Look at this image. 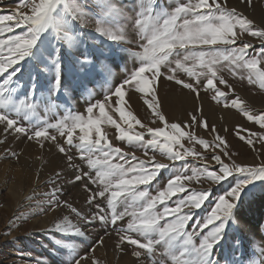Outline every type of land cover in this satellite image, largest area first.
<instances>
[{"label": "snow or ice", "instance_id": "snow-or-ice-1", "mask_svg": "<svg viewBox=\"0 0 264 264\" xmlns=\"http://www.w3.org/2000/svg\"><path fill=\"white\" fill-rule=\"evenodd\" d=\"M90 2L95 5L105 0ZM106 2L110 5L111 12L120 10L114 0ZM157 3L158 0H148L136 16L130 18V29L127 25L113 29L102 20H92L88 16L87 2L82 0H20L21 7L11 15H0V106L6 103L5 93L17 72L15 66L31 55V50L41 34L53 28L57 33H62L66 40L73 39L71 32L54 15L61 6L83 27H91L110 40L130 46L138 37L139 48L142 50L136 51L141 61L138 70H134L118 86L111 89L102 100L91 101L86 108V117L78 113L56 123L30 124V127H25L8 111L0 110V125H3L5 137L15 134L17 139L35 141L41 149L45 147V141H51V146L68 161L67 165L58 164L57 167L73 169L67 173L70 179L62 180L64 174L59 171L55 172L54 178H50L52 187L45 194V200L37 204V214L62 208L85 227L97 222L102 227L111 225L118 235L117 247L124 251L130 250L131 256L137 261L142 255H147L152 258V264H217L214 248L224 238V229L234 218L244 189L256 180H264V162L250 165L233 159L236 154L231 152L215 125L209 127L199 107L188 113L186 121L169 123L159 109L153 86L162 75L161 67H166L167 80L175 81L197 98L200 96L201 87L212 90L213 101L238 109L248 121L258 123L264 129V113L254 115L239 96L233 95L229 100L228 94L214 84L215 80H219L220 84L234 94L232 84L222 76H217V66L224 63L233 75L243 70L239 79H247L248 84H258L260 89H264V68L260 66L264 64V51L258 56L250 55L248 50L253 48V44L248 40H242L236 46L238 37L244 34L264 46V22L256 24L236 8H230L228 0H181L174 7L161 10L159 14L155 7ZM247 4L250 6L252 0H247ZM23 9H30V13ZM108 14L110 13H105ZM14 29L21 31L17 34ZM5 32L10 34L7 39L3 38ZM129 32L135 33L132 39L129 38ZM197 68L199 71H196ZM180 70L194 78V82L179 79L176 74ZM146 73H151V78ZM201 77L206 80V84L202 83ZM126 86H131L142 94L152 93V98L146 99L145 103L153 112V123L159 121L163 127H151L142 123L131 111H125ZM113 97L119 101L120 106L116 111L123 125L127 127H123L106 111ZM23 107L24 102H21V108ZM94 109L99 110L98 116H94ZM104 124L118 130V139L121 141L143 149L146 156L151 150L159 153L168 162H162L155 155L147 160L139 159L134 153L115 147L102 127ZM135 125H139L143 131H134ZM196 125L209 130L214 139L209 141L198 137L194 131L184 130ZM49 129H55L61 137L66 136V141L58 142L57 136L51 135ZM77 130L80 135L74 139ZM236 135L249 146H254L253 138L264 144V131L252 132L237 125ZM184 140L193 146L185 148ZM3 142L0 140V143ZM196 144L211 150V160L218 168L209 170L208 163H204L201 168L181 167L169 178L166 188L162 190L157 187V194L153 195L148 186L157 180L161 170L174 168L176 161H186L189 156L206 160L202 153L196 151ZM73 147L78 150L79 158L86 164V168L73 163V155L69 154ZM7 154L13 158L18 156L15 151ZM222 156L229 162H225ZM237 174L243 179L225 195L217 198L209 210V215L196 219L197 210L202 208L212 194V185H218ZM201 178L208 182L207 188H193L188 195L172 201L171 205L166 202L177 193L187 190L182 181L200 182ZM63 184H79L86 193L85 202L93 210L85 214L68 200L61 199ZM158 205H162V209L158 210ZM126 216L130 217L126 227H117V222L124 220ZM190 221L192 228L189 231L187 226ZM70 230L78 236L86 235L82 227L73 224L67 215L54 222L47 231L68 233ZM98 242L103 243L102 240ZM157 255L158 259L155 258ZM82 262L100 264L94 256L79 253L72 255V264Z\"/></svg>", "mask_w": 264, "mask_h": 264}, {"label": "rangeland", "instance_id": "rangeland-1", "mask_svg": "<svg viewBox=\"0 0 264 264\" xmlns=\"http://www.w3.org/2000/svg\"><path fill=\"white\" fill-rule=\"evenodd\" d=\"M82 2H87L88 16L92 20H102L113 29L125 25L130 29V18H134L148 0H114L120 9L117 12H111L106 0L95 5L90 0H82ZM180 2L181 0H158L155 6L156 12L159 14L161 10L170 9ZM228 6L236 8L256 24L264 22V0H252L250 6L247 0L243 3L241 0H228ZM20 7V0H0V15H11ZM23 10L30 13V9ZM105 13L110 14L105 15ZM54 15L61 20L62 26L71 32L73 39L66 40L62 33H57L53 28L41 34L31 50V55L15 66L17 72L5 93L6 103L0 106V110L8 111L25 127H30V124L56 123L78 113L86 117V108L91 101L102 100L111 89L141 66L140 57L136 54V51H142L139 48L138 37L132 45L127 46L102 36L91 27H83L78 20L72 18L70 13L64 11L63 6L59 7ZM20 31L14 29L17 34ZM9 35L5 32L3 38L7 39ZM134 36L135 33L129 32L130 39ZM242 40L252 42L253 48L248 50L250 55L258 56L264 51L262 48L264 46L247 34L238 37L236 46H239ZM260 66L264 68V64ZM217 67L219 69L217 76H222L232 84L234 94L220 84L219 80H215L214 84L228 94L229 100L233 95L239 96L254 115L264 113V89H260L258 84H248L247 79H239V74L243 70L233 75L224 63ZM196 71H199V68ZM161 73L153 88L159 109L165 114L169 123L186 121L188 113L199 107L209 127L215 125L231 152L236 154L233 159L238 163L250 165L264 162V144L253 138L254 146H249L236 135L237 125L252 132L264 131L258 123L248 121L238 109L225 107L223 102L213 101L212 90L201 87L200 96L197 98L194 93L176 84L175 81L167 80L166 67H161ZM243 74L246 75V72ZM145 75L151 78V73ZM176 75L179 79L194 82V78L187 76L183 70ZM201 79L202 83L206 84V80L203 77ZM57 81H59L58 86ZM151 98V92L142 94L135 88L126 86L125 111H131L142 123L151 127H163L159 121L153 123V112L145 103L146 99ZM21 102H24L23 108ZM119 106L118 99L113 97L106 111L123 127H127L123 125L116 111ZM98 115L99 110L94 109V116ZM102 127L108 133L113 145L120 147L122 151L134 153L139 159L147 160L155 155L162 162H168L159 153L149 150L146 156L143 149L121 141L118 139V130L110 125L104 124ZM184 130L194 131L198 137L209 141L214 139V135L200 125ZM134 131H143V129L135 125ZM49 133L56 135L58 142L66 141V136L61 137L55 129H49ZM79 135L77 130L74 139ZM0 140L4 141L0 143V264H72V255L76 253L94 256L100 264H152V258L147 255H142L137 261L131 256L130 250L124 251L118 248V235L111 225L102 227L97 222L85 227L81 221L62 208L46 214H37V204L45 200V194L52 187L49 183L50 178H54L55 172L59 171L64 174L62 180L70 179L67 173L72 172L73 169L57 167L58 164L67 165L68 161L63 154L58 153L51 146V141H45V147L41 149L35 141H28L26 138L17 139L15 134L5 137L3 125H0ZM183 143L185 148L193 146L187 140ZM195 148L206 157V160L189 156L186 161H176L174 168L161 170L157 180L148 186L153 195L157 194V187L162 190L166 188L169 178L181 167L201 168L204 163H208L209 170L218 168V165L211 160L210 149L206 150L199 144H196ZM9 151H15L18 156L11 157L7 154ZM69 154L73 155L74 164L86 168L75 147ZM222 159L229 162L223 156ZM188 174L190 175L191 172ZM242 179L243 177L237 174L218 185H212V194L202 208L197 210L196 219L209 215V210L214 206L217 198L225 195ZM182 182L187 190L177 193L170 201H166L170 205L177 198L188 195L193 188L200 190L209 186L203 178L200 182L186 180ZM62 186L64 192L61 194V199L68 200L73 206L82 209L85 214L93 210L85 202L86 193L79 184ZM162 207L158 205L157 209L160 210ZM65 215L69 216L73 224L80 225L86 235L78 236L71 230L68 233L47 231L52 228L54 222ZM129 219L130 217L126 216L124 220L118 221L117 227H126ZM191 228L190 221L187 230L190 231ZM100 240L103 243H99ZM214 257L217 264H264V180H256L244 189L235 209L234 218L224 229V238L214 248ZM155 258L158 259L159 256Z\"/></svg>", "mask_w": 264, "mask_h": 264}]
</instances>
